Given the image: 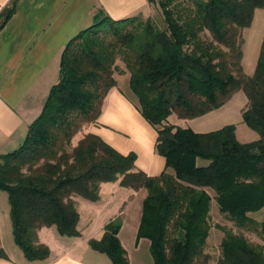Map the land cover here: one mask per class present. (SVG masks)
<instances>
[{
  "label": "trees",
  "instance_id": "1",
  "mask_svg": "<svg viewBox=\"0 0 264 264\" xmlns=\"http://www.w3.org/2000/svg\"><path fill=\"white\" fill-rule=\"evenodd\" d=\"M150 1L161 6L162 20L100 18L66 45L59 79L25 141L0 154L15 241L28 260L47 259L51 249L39 229L55 225L61 235L79 236L76 196L98 201L101 183L119 180L148 191L138 238L150 239L155 264L209 263L213 198L238 228L217 226L224 232L218 264H264V220L251 216L264 207V40L253 74L242 62L244 29L264 0ZM15 5L0 14V28ZM119 60L141 113L158 128L156 147L171 169L159 176L147 175L136 167L135 153L123 154L93 132L75 141L85 124L98 122L117 85ZM238 91L247 96L243 122L258 134L255 140L240 141L235 124L203 133L171 121L174 114L191 119L220 108ZM121 227L120 217L112 219L90 244L112 264H132ZM0 257H7L1 243Z\"/></svg>",
  "mask_w": 264,
  "mask_h": 264
},
{
  "label": "crops",
  "instance_id": "2",
  "mask_svg": "<svg viewBox=\"0 0 264 264\" xmlns=\"http://www.w3.org/2000/svg\"><path fill=\"white\" fill-rule=\"evenodd\" d=\"M14 1L0 0V14ZM154 11L155 4L150 0H16L14 13L0 28V154L14 151L25 141L31 123L42 112L51 87L59 79L62 52L76 35L100 18L150 17ZM243 35V67L247 74H253L264 40V7L256 9L253 22L244 29ZM118 64L120 68L115 72L117 85L105 97L98 122L88 124L77 139L83 133L93 132L119 152L135 153L136 167L149 176L171 171L167 168L165 156L156 147L158 128L141 113L138 99L131 88L130 73L126 71L123 61L119 60ZM128 76L127 83L122 84L121 78ZM247 101L246 94L238 91L220 108L191 119L174 114L177 118L172 115L171 121L203 133L229 124L237 127L244 123L242 112ZM237 132L238 128V137ZM251 136L253 140L257 139L255 134ZM109 183H101V192L105 185H119L118 182ZM0 191L7 193L6 198L0 192V243L7 253V257H0V264H112L111 258L109 260L96 254V259H91L81 250L93 237H84L82 232L76 237H60L55 225L43 226L38 231L39 240L51 249L47 259L28 260L23 250L21 252L15 246L8 248L4 242L3 220L8 225L11 204L8 192L1 188ZM130 191L128 203L135 195L142 194L145 199L148 193L146 188H130ZM75 199L80 213L78 228H81L82 211L94 208L97 201L81 196ZM138 229L134 227L135 232ZM72 238L75 240L71 243L69 239Z\"/></svg>",
  "mask_w": 264,
  "mask_h": 264
},
{
  "label": "rangeland",
  "instance_id": "3",
  "mask_svg": "<svg viewBox=\"0 0 264 264\" xmlns=\"http://www.w3.org/2000/svg\"><path fill=\"white\" fill-rule=\"evenodd\" d=\"M159 1V0H158ZM157 1V2H158ZM181 1V0H179ZM155 4V3H154ZM153 19L156 20H162L163 19V10L158 3L155 4V11L153 13ZM147 18V17H145ZM128 77H122L121 83L125 84L127 83ZM176 119L177 117L173 115ZM88 124L84 125V128L76 135L75 141L77 138L81 135L82 132L87 128ZM238 128V137L241 139V141H251L252 134H255L258 138V134L253 131L246 123L240 124L237 126ZM253 132V133H252ZM84 133L82 134V136ZM74 141V143H75ZM204 161V160H203ZM206 162V161H205ZM111 183L118 182L119 185L113 186V185H105L103 187V191L101 192L100 188V198L97 201L94 208L90 207L88 210H83V220L81 221V228H78L80 230V233H84V237H93V238H101L102 233L104 232L105 225L110 222L112 219H115L117 217L121 218L122 225L119 234L123 240V244L125 248L128 251V255L130 256V260L132 261V264H155L154 259L151 253V241L148 238H138V230L135 232L134 227H139L138 221L140 222L142 217V211H143V203H144V197L142 194L140 196L135 195L133 197V201L128 203V199L130 198V187L123 186L120 184V181H109ZM108 184V182H104ZM109 183V184H111ZM2 194H4L7 198V193L5 191H0ZM214 194V193H213ZM127 196H129L127 198ZM106 211L104 212V210ZM120 210H123L120 212ZM251 216L255 218L257 221H263L264 220V207L259 209L258 211L251 212ZM210 221L212 224V228L210 231V235L208 238V244L206 247V252L210 254V260L208 264H218V260L221 254L220 244L224 237V232L220 228H218V225L227 226L231 229H233L235 232L238 231L237 226L228 219V217L221 212L219 204L217 203L216 199L213 198L211 202V217ZM136 225V226H135ZM3 229H4V242L8 248H11V246H15L22 252V249L15 243L14 241V235L12 231V218L10 217L8 221V225L3 220ZM6 231V233H5ZM58 236H62L60 233L56 232ZM81 235V234H80ZM79 235V236H80ZM252 240L255 242L260 241L261 243L263 241L260 240L257 234L255 233H248L247 234ZM74 237V236H71ZM76 237V236H75ZM74 238L69 239V241L72 243ZM51 243H55L54 240H49ZM90 243V242H89ZM87 243L83 247H81V250L88 255L91 259H96L95 255H103L106 258L110 260V257L106 254L100 253L96 251L91 244ZM137 243L138 246H137Z\"/></svg>",
  "mask_w": 264,
  "mask_h": 264
}]
</instances>
